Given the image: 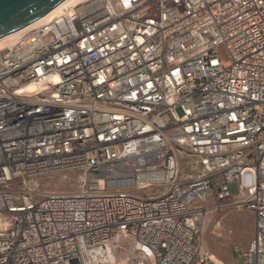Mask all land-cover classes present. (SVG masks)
<instances>
[{
  "label": "built area",
  "instance_id": "1",
  "mask_svg": "<svg viewBox=\"0 0 264 264\" xmlns=\"http://www.w3.org/2000/svg\"><path fill=\"white\" fill-rule=\"evenodd\" d=\"M71 9L0 52V264H114L122 240L227 264L202 242L221 208L252 216L233 264H264V0Z\"/></svg>",
  "mask_w": 264,
  "mask_h": 264
},
{
  "label": "rangeland",
  "instance_id": "2",
  "mask_svg": "<svg viewBox=\"0 0 264 264\" xmlns=\"http://www.w3.org/2000/svg\"><path fill=\"white\" fill-rule=\"evenodd\" d=\"M73 181L74 175L67 173L42 177L39 179L40 191H70ZM136 196L146 195L136 193ZM217 223L219 231L215 229ZM252 230V216L244 209L221 208L211 211L203 222V247L215 260L233 264L237 260V255L233 252L234 247L245 250L251 239ZM132 250L131 243L122 240L113 249L114 264H134Z\"/></svg>",
  "mask_w": 264,
  "mask_h": 264
},
{
  "label": "water",
  "instance_id": "3",
  "mask_svg": "<svg viewBox=\"0 0 264 264\" xmlns=\"http://www.w3.org/2000/svg\"><path fill=\"white\" fill-rule=\"evenodd\" d=\"M63 0H0V38L38 20Z\"/></svg>",
  "mask_w": 264,
  "mask_h": 264
},
{
  "label": "bare ground",
  "instance_id": "4",
  "mask_svg": "<svg viewBox=\"0 0 264 264\" xmlns=\"http://www.w3.org/2000/svg\"><path fill=\"white\" fill-rule=\"evenodd\" d=\"M87 0H63L61 3H59L57 6H55L53 9H51L48 13H46L44 16L39 18L38 20L34 21L33 23L21 28L20 30L13 32L9 35H6L2 38H0V52L3 51L5 48L12 46L15 44V42L18 40V38L31 30L32 28L48 22L54 17L62 16L65 13L72 14L73 10L71 9L77 4L83 3Z\"/></svg>",
  "mask_w": 264,
  "mask_h": 264
}]
</instances>
